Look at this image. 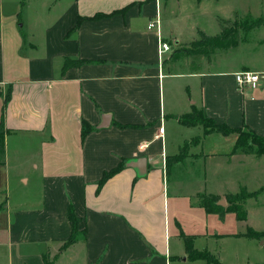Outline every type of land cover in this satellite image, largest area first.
<instances>
[{
  "label": "crops",
  "instance_id": "obj_1",
  "mask_svg": "<svg viewBox=\"0 0 264 264\" xmlns=\"http://www.w3.org/2000/svg\"><path fill=\"white\" fill-rule=\"evenodd\" d=\"M172 1L0 0V264H171L189 260L183 236L222 264L229 239L252 251L241 264L264 262V224L246 207L264 190L244 200V220L200 203L214 195L226 208V194L260 190L264 154L236 150L238 132L178 119L201 109L264 136V81L240 89L236 72L259 71L192 54L200 28L197 39L172 29ZM83 122L91 129L81 136ZM142 158L141 169L130 165ZM69 206L77 235L63 247ZM228 216L238 231L225 230ZM250 227L260 237L246 236Z\"/></svg>",
  "mask_w": 264,
  "mask_h": 264
},
{
  "label": "rangeland",
  "instance_id": "obj_2",
  "mask_svg": "<svg viewBox=\"0 0 264 264\" xmlns=\"http://www.w3.org/2000/svg\"><path fill=\"white\" fill-rule=\"evenodd\" d=\"M198 1L199 0H173L172 3L167 5L168 9H166L164 13L165 21L170 18L168 14L169 9L176 8V22L172 23L171 27L181 36H187L188 38L195 36L196 38H194L197 39L198 37L196 32L198 28H200V30H204L207 34L212 35L219 29L218 22L223 19L233 20L236 18L243 20L247 17L257 18L264 15V0H204L202 3ZM238 42L239 44L235 47H219L214 51V53H211L208 57L211 59V67L220 63L222 68L224 67L229 69L237 67L240 64L244 65L245 63L248 65L247 67L252 69L254 68L255 70L261 72L262 76H264V26H259L258 28L249 30L248 32L243 31L240 34V40ZM188 45L191 47L188 50H192L196 47V44L193 42L188 43ZM197 66L198 65H196V67ZM260 80L264 81V78H261ZM205 123L209 125V127L212 126V123L209 121H206ZM244 132L245 136L243 135V139H249L248 130H244ZM234 147H236V150H239L240 152L243 151L256 154V147L248 144L244 145L243 143H237ZM11 181L14 182V179ZM260 182H263V180L258 179L256 184H259ZM254 184L255 183L253 181L252 185ZM20 186L23 187L24 185L20 184ZM3 189H5V186ZM6 195L7 193L3 191L1 194V200H5ZM257 202L258 205L254 204L256 202H249L246 207L250 211V218L252 221L262 222L264 224V196L259 197ZM224 228H227L225 230L229 231H238L237 223L232 216H228ZM209 229H214L213 223ZM203 239L204 238L199 236L196 244L199 246L202 243L205 244ZM261 242H263L262 239L258 241V244ZM213 245L212 246L215 247V244ZM223 247L226 252L229 253L228 262L230 264L243 263L244 253L251 251V249L248 248L247 243L236 239H229L223 244ZM171 264H207V262L203 260H183L182 258L177 259L175 263Z\"/></svg>",
  "mask_w": 264,
  "mask_h": 264
},
{
  "label": "trees",
  "instance_id": "obj_3",
  "mask_svg": "<svg viewBox=\"0 0 264 264\" xmlns=\"http://www.w3.org/2000/svg\"><path fill=\"white\" fill-rule=\"evenodd\" d=\"M102 13H96L92 17L98 18L101 17ZM82 17L78 19L80 21ZM218 26L220 28L219 32L213 35H209L205 33L203 30H198L199 38L197 41L193 42L196 44V47L192 49V54L196 56H205L209 57L211 53H214L216 49L219 47H235L239 44L240 34L244 32H248L249 30L258 28L259 26H264V15H261L257 18H245L241 19H233V20H226L223 19L218 22ZM244 28V29H243ZM65 66H67V61L64 62ZM9 94V90L7 91ZM179 121L183 125H202L205 129L204 132H212L218 131L223 134H231V132H238L236 145L237 143H243L244 145H250L256 147V155L262 156L264 154V136H259L255 134L253 131L248 130L249 132V139H243V135L245 136L244 131H240L236 128H228L224 124L215 123L211 118L205 116L203 110L193 109L191 112L183 114L178 117ZM209 121L212 123V126L209 127L205 122ZM91 128L87 122H83L81 126V136H83L87 131ZM5 128L2 125V115L0 118V163H3L5 159L4 155V136ZM242 137V138H241ZM120 169V166L113 168L110 171L104 172L101 178L98 180V187H100L106 179L112 176L115 172ZM264 190V186L256 191V192H249L246 191L245 188H241L237 193H228L225 195L227 206L226 208L216 205V202L219 200V197L214 195H206L203 194L200 198L201 205L207 209L209 212L217 213L219 215H223L225 211L235 213V217L239 220H244L246 218V210L243 207V202L250 196H255L257 193L262 192ZM68 219L71 223L72 233L70 238L65 242L63 247H66L72 242L77 235V217L71 206L67 209ZM259 232L254 231L251 227L248 228L246 232V236L258 238L260 237ZM185 241V253L188 256V259L191 260H204L207 261L208 264H222L220 260L213 254L210 253L207 249L197 250L193 247V238L190 236H183ZM46 264H51L50 262L46 261ZM252 264H264L263 263H252Z\"/></svg>",
  "mask_w": 264,
  "mask_h": 264
},
{
  "label": "built area",
  "instance_id": "obj_4",
  "mask_svg": "<svg viewBox=\"0 0 264 264\" xmlns=\"http://www.w3.org/2000/svg\"><path fill=\"white\" fill-rule=\"evenodd\" d=\"M156 24H158V21H153L149 23V27H153ZM169 45L165 43L160 44V51H168ZM262 77L261 72L256 71H250V70H244V71H238L235 73V80L237 87L240 89H244L245 87L255 88L257 87V83L260 81V78ZM163 128H159V132H162Z\"/></svg>",
  "mask_w": 264,
  "mask_h": 264
},
{
  "label": "water",
  "instance_id": "obj_5",
  "mask_svg": "<svg viewBox=\"0 0 264 264\" xmlns=\"http://www.w3.org/2000/svg\"><path fill=\"white\" fill-rule=\"evenodd\" d=\"M142 163H143V158H142V159H139V160L136 161V162H131L130 165L138 166V167L141 169V167H143V166H142ZM142 170H143V169H142ZM142 170H140V171H142ZM219 203H220V202H219ZM221 203H223V202H221Z\"/></svg>",
  "mask_w": 264,
  "mask_h": 264
}]
</instances>
